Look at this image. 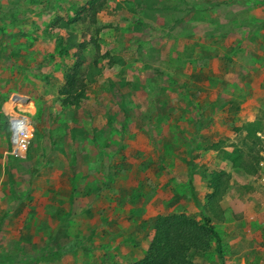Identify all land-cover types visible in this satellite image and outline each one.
I'll return each instance as SVG.
<instances>
[{
	"label": "crops",
	"instance_id": "0c3cea01",
	"mask_svg": "<svg viewBox=\"0 0 264 264\" xmlns=\"http://www.w3.org/2000/svg\"><path fill=\"white\" fill-rule=\"evenodd\" d=\"M185 1L189 3V13L167 29L160 22L156 26L157 32L153 31L155 29L143 16L134 19L126 17L125 20L134 23V29L135 26L140 27V31L136 30L139 33H130L127 41L131 42L130 45L139 46L133 52L128 51V47L116 57L110 53L115 63H109L100 78L97 77V81H92L87 87V93L92 96L90 100H86V104L95 105L93 108L97 106L94 101L97 97L98 101H108L109 105L111 102L112 106L117 107L119 103L112 100L115 93V98L130 107L123 129L116 135L124 140L119 144L122 146L119 151H124L126 155L130 154L128 152H132L131 155L137 153L139 158L134 157L121 165L116 162L117 155L113 159L110 156L104 162L105 168L98 169L108 172L105 178L108 183L104 187L95 188V199L83 208L78 206L81 204L80 200L76 203L71 197L69 202L67 200V206L62 197L56 200L45 197L41 206L36 207L35 202H32L27 213L22 214L19 205L12 210L0 207V254L8 252L11 242H15L12 239H15L17 242L23 240L30 244L26 251H31L33 258L38 257L37 254L47 244L55 252L66 248L65 254L55 260L30 264H100L93 261L94 255H100L99 251H103L100 256L101 264H128L142 258L144 251L140 252V247L133 248L126 240L127 235L120 236L124 229L116 230L114 223L132 217L142 224L144 220L159 215L180 213L199 219L201 214L196 208L198 206L203 208L205 216L211 220V225L219 235H232L230 240L237 242L231 243H238L239 238H243V243L250 247L245 250L253 253L242 255L235 251L233 255H228L227 264H264V208L259 206V210L250 209L253 201L250 192H255V189L246 187L250 182L248 178H244L243 159V152L246 153L245 139L254 140L259 137L264 140V15L256 17L260 13L257 12L261 9L260 1L252 0L250 3L247 0H236L233 2L235 4L232 3L233 7L246 5V10L256 9V13H252L247 21H241L238 15L228 17L222 14L228 7L226 0L214 2L215 6L197 15L196 12L200 9L197 0ZM131 4L134 5L133 2ZM223 26L229 29L225 31ZM163 31L166 32L165 35L161 34ZM121 34L122 28L114 23L104 26L99 37L107 39L109 49L115 50L114 45L120 41ZM165 37H170L175 43L173 48L158 44L157 48L153 47L154 52L150 50L154 41L160 38L166 40ZM217 39L221 43L211 46L219 42ZM164 50L170 54H167V61L163 63L172 66L169 69L164 68L158 61L162 60L160 53ZM152 59L157 63L152 65L149 62ZM179 59L185 63L184 67L175 65L179 63ZM156 72H162L169 78L164 81L171 85L162 87L151 95L146 88L153 85L151 80ZM124 89L126 92H123ZM159 107L165 108L162 113H159ZM10 112L9 115L15 113L12 110ZM134 122L141 124L139 131L130 132L127 124ZM169 123L175 124L179 129L174 142H170L171 145L165 144L161 138L166 137ZM184 123L193 125L189 137L180 133L185 131L180 130ZM93 124H97L98 131H84L88 129V125L94 126ZM104 127L106 126L102 118L92 122L87 119L83 120L81 130L76 129L73 132L76 139L74 144L78 149L75 159L81 155V164L101 161L105 156L103 154H107L108 151L95 150L96 147L104 146L99 142L100 137L107 138L105 130L99 131ZM112 134L113 131L108 136L111 138ZM51 137L52 135L47 136L50 150L53 148ZM114 137L116 138L115 135ZM87 139L98 140L89 144ZM110 140L115 141L114 138ZM183 141L186 142L185 152L179 150ZM111 145L114 144L108 143V146ZM163 145L171 150L165 149ZM89 147L93 148L92 154H98V158H83L88 153L84 149ZM237 151H241V159L234 165L229 156ZM114 153L110 152L112 155ZM166 154L172 155L169 162L165 159ZM99 155L102 157L99 158ZM262 164L261 161L260 165ZM118 171L125 172L122 180L127 183L116 189L114 179ZM132 171L139 173L138 183L143 185V195L134 205L129 204L132 201L130 195L138 183L129 181L131 173L126 178L128 172ZM113 172L114 179L109 181L108 175ZM218 172V179L225 182V191L217 198L212 195L211 177ZM151 187L154 190L149 194ZM100 199L101 202L98 201ZM254 200L257 204L255 197ZM116 201L125 204L121 211L114 212ZM104 203L113 205L103 206ZM99 214V224L91 220L87 222L88 219L94 220ZM108 214L113 218L108 221L106 219L105 223H109V226L104 227L102 217ZM39 217L42 219L41 226L35 223V218ZM8 218L12 221L24 219L27 225L16 226L15 231L12 230L6 236L1 224ZM52 222L55 223V228L45 231L47 227H53ZM137 231L138 228L134 226L130 233ZM247 235L249 239H246ZM86 239H89L88 243ZM41 243L42 246H39ZM11 256L14 261L7 264H22L21 260H25L15 259L13 253ZM30 257L31 255L28 258ZM210 262L216 264L212 260Z\"/></svg>",
	"mask_w": 264,
	"mask_h": 264
},
{
	"label": "rangeland",
	"instance_id": "374dc122",
	"mask_svg": "<svg viewBox=\"0 0 264 264\" xmlns=\"http://www.w3.org/2000/svg\"><path fill=\"white\" fill-rule=\"evenodd\" d=\"M89 1L0 0V207L12 210L19 205L18 208L22 214L27 213L28 206L32 202H35L36 207L41 206L45 197H51L55 200L62 197L66 206L67 200L69 202L71 197L75 199L76 203H79L80 200L81 204L79 203L78 206L83 208L88 202L91 204L95 199V195H93L95 188L104 187V184L108 183L105 180L108 172L98 169L100 167L105 168L106 165L104 162L108 161L110 156L113 159L117 155L116 162L121 163V165L130 159H134V157L136 159L139 158V154L137 153L131 155L132 152H128L130 154L126 155L124 151L120 152L119 150L122 146L119 144L124 140L116 135L123 129L124 122L127 118V111L130 110V107L128 108L127 104L115 98L116 93L112 100L118 102L121 106L118 105L115 107L112 106L111 102L109 105L107 103L108 101H98L99 98L97 97V100H94L97 106L93 108L95 105L86 104V100H90V96H92L87 93L88 85L92 81H97V77L100 78L101 73L103 74L105 72L106 66L111 63V60H114L113 56L121 55L124 49L128 47V51L133 52V50L135 51V47L139 46L137 44V46L130 45L131 42L127 41V39L130 37V33H139L140 27L135 26L136 28L134 29V23L125 19L129 16L132 19L135 17H144L142 8L145 6L143 4H137L135 0H98V2H103V4L95 14V19L93 20L92 17L94 15L89 13V10L85 11V13L81 12L82 8L86 7ZM222 1L224 0H197V6H200V9L196 12V15L199 12H205L207 9L215 6L216 3L214 2ZM235 1L226 0L228 7L224 9L225 11H219H222V14H226L228 17H236L238 15L241 21H247L252 13H256V9L246 10V5L233 7L232 3ZM247 1L252 2V0ZM259 1L262 10H257L260 13L256 17L264 15V0ZM132 2L134 7L131 4ZM150 2H154L151 9L154 11H146L145 13L149 17L145 16L144 18L151 23V26L155 29L153 31L155 32H157L156 26L160 22H163L167 29L189 13L187 11L189 3L185 0H150ZM129 8H133V10H128ZM215 11L219 12L218 10ZM79 14L80 16L77 21H74ZM114 23L122 28L120 41L114 45L115 50L114 48L109 49L107 39H101L99 37V33L104 26H107V24L113 25ZM222 29L227 31L229 28L223 26ZM161 34L165 35L166 32L163 31ZM165 39L160 38L158 41H154L150 45L152 46L150 50L153 51V47L157 48L156 46L158 44H165L173 48L175 43L172 42L171 38L165 37ZM222 39L223 37L220 40L222 41ZM220 40L217 39L219 42L211 46L220 44ZM160 54L162 60H157L164 68H171L172 66L163 65L167 61V54L169 53L164 50ZM149 62L152 65L157 63L154 59L149 60ZM150 63L148 65L152 68ZM158 74L157 72L154 73V77L151 80L153 85H149V87L154 90H160L162 87L166 88L171 85L168 81H164V79L167 80L169 78H166L162 72ZM69 75L73 77L72 83L68 85V88L76 87L77 92L74 93V88H72L69 93L62 94L65 86H67V78ZM155 86L158 88H155ZM80 87L81 94L77 98V94L80 93ZM123 92H126L125 89ZM26 101L28 102L25 103ZM8 108L10 109L7 110ZM16 108H19V110H16ZM164 109L163 107H159V113H162ZM11 110L16 114H22L27 117L33 128V135L29 138L27 150L20 156L11 154L12 144L10 142V128L8 124ZM181 114L183 113L181 112ZM92 116L95 117L93 118ZM101 118L106 127L99 131L105 130L107 138L100 137L99 142L104 146L102 148L96 147L95 150H105L109 154H103L105 155L104 157L99 155V158L102 157L101 161L98 160L94 161V163L81 164V155L75 159V154L78 149L74 144L76 141L75 136L72 134L76 129L81 130L83 120L89 119L92 122L95 120L98 121ZM58 120L61 121V124ZM89 125L88 129L84 131L88 133L98 131L97 124H93L94 126ZM127 125L129 126L128 130L133 132L139 131L141 124L134 122ZM166 129V137L161 136V138L164 139L165 144L169 145L171 141L174 142L176 131L179 129L176 128L175 124L171 123L168 124ZM180 130H185L183 132L180 131L181 135L189 137L190 130L193 131V125L184 123L180 126ZM111 131H113V134L110 138L108 135ZM51 135L52 150L48 148L49 142L47 141V136ZM68 136H70V139ZM153 136L155 135L153 134ZM112 138L115 141H111L110 139ZM153 139L156 140V137H153ZM97 140L87 139L89 144L95 143ZM131 141L128 140V142ZM261 142L262 144L260 145L262 147L260 151L256 150L253 153H249L244 158V178H248L250 182L246 184V187H253L255 189V192L252 190L250 192L251 199H253V201L251 200V210H259V206L264 208V140H261ZM108 143H113L114 145L108 146ZM245 143H250V140L245 139ZM163 146L165 149L171 150L167 145ZM185 146L186 142L183 141L179 150L185 152ZM132 149L134 150V148ZM84 150L88 152L83 157L86 160L93 157L98 158V154H92L93 148L89 147ZM110 152L115 153L112 155ZM194 152H197L196 148ZM254 156L262 159L263 164L258 165ZM166 158L169 162L172 155L166 154ZM74 168L75 170H73ZM114 173L108 175L109 181L114 179L112 176ZM124 173L123 171L116 172L114 179L116 189L119 185L127 183L122 180ZM129 174L131 176L129 180L131 183L139 182L138 172H128L126 178ZM142 187L143 185L138 183L137 187L131 191L130 199L132 201L129 203L130 205H134L140 199L139 197L143 195ZM259 189L260 192H258ZM153 190V187L149 188L148 193L152 194ZM254 197L257 200V204H255ZM101 200L98 201L101 202ZM102 205L111 206L113 204L104 203ZM124 206L125 204L116 201L114 204V212L121 211V208ZM196 208L200 214H204L203 208H198V206ZM100 215L95 216L94 220L88 219L87 222L91 220L99 224V218L101 219ZM102 218V226L106 227L109 226V223L107 225L105 220L107 219L108 221L109 218L113 217L108 214ZM5 219L2 221L1 226L3 225L6 236L12 230L15 231L16 226L23 227L27 225L24 219H14L13 221L9 218L7 221ZM152 219L144 220L140 224L137 219L129 217L126 220L120 219L114 225L116 230L124 229L120 233V236L127 235L126 240L131 246L137 249L140 247L139 251H144L145 255L153 238V230L151 229ZM200 219L201 216L198 220ZM35 220V223L41 226L40 221L42 219L39 217L35 218ZM52 223L53 227H47L45 231L55 228V223ZM134 226L138 228V231L131 234L130 232ZM216 233L218 234L221 245L220 252H216V244L213 241L210 251L206 255H197L194 260L195 262L199 264H211L210 261L212 260L216 264H227L228 255H233L235 251L242 255H245V253L253 254L245 250L249 245L243 243V238H239L240 242L238 243H231L237 242V240H230L232 235L222 233V235H219L218 232ZM223 236L224 239L222 238ZM41 238H43V235H41ZM129 238L131 239L129 240ZM247 238L248 235L246 236ZM12 241L15 242H11L8 251L14 254L15 259H25L30 255L31 257L28 259L32 258V252L26 251V249H29L30 244L23 242V240L17 242L15 239H12ZM88 241L89 239H86L87 243ZM7 244L9 245V241ZM42 244L39 246H42ZM51 251L53 250L50 249L49 244L43 249V252L49 253ZM65 251L66 248L60 249L59 252L62 254L61 252L64 253ZM21 252L24 253L23 256H21ZM102 252L99 251L100 255H94V262L102 263L100 260Z\"/></svg>",
	"mask_w": 264,
	"mask_h": 264
},
{
	"label": "trees",
	"instance_id": "16d2710c",
	"mask_svg": "<svg viewBox=\"0 0 264 264\" xmlns=\"http://www.w3.org/2000/svg\"><path fill=\"white\" fill-rule=\"evenodd\" d=\"M137 4H143L146 8L143 10L144 17L148 16L145 12L152 9V2L150 0H135ZM103 2H98V0H90L87 2L86 7H83L81 12L89 10V13L94 15L92 19H95V14L99 11ZM80 14L77 15L74 21H77ZM149 17V16H148ZM187 55V54H186ZM152 58V57H151ZM120 61V60H119ZM192 62V61H190ZM111 63H115V59L111 60ZM176 66L184 67L185 63L183 60L179 59V63L175 64ZM191 65V64H190ZM71 75L67 78V86H65L62 94L69 93L72 88L73 92H77L76 87L68 88V85L72 83ZM148 94L154 95V92L157 89H152L151 87H147ZM163 90V89H162ZM72 93V91H71ZM81 94V87L80 93L77 94V98L80 97ZM250 143H245L246 153L243 152V159L247 154L253 153L256 150H261L262 142L257 137L256 139H248ZM259 145V147H258ZM241 151H237V153L232 154L229 156L233 161L234 165L238 164L241 159ZM256 159L258 165L260 164V158ZM220 173H215L211 177V183L213 188V196L219 197L225 191V186L223 184L224 181H220L218 176ZM220 184V185H219ZM152 230H153V238L150 242L149 247L147 248L145 255L143 258L137 259L135 261H131L128 264H199L195 262V258L197 255H206L212 246V242L216 244V252H220L221 245L218 238V234L214 230V227L211 225V221L205 214H201V219L198 220L196 217L188 216L185 213L180 214H172V215H159L152 219L151 221ZM41 253L39 252L38 257L25 260H21L22 264H30V263H38L48 262L50 260H55L58 257H61L63 254H60L59 251L52 253L53 251L49 252L51 254H46L41 249ZM12 252H6L0 254V264H7L9 262H13L12 260ZM24 253L21 252V256ZM35 257V256H34ZM201 264V263H200Z\"/></svg>",
	"mask_w": 264,
	"mask_h": 264
},
{
	"label": "built area",
	"instance_id": "2783aa9c",
	"mask_svg": "<svg viewBox=\"0 0 264 264\" xmlns=\"http://www.w3.org/2000/svg\"><path fill=\"white\" fill-rule=\"evenodd\" d=\"M10 142L12 144L11 154L14 156L22 155L28 147L29 138L33 135V128L27 117L22 114L10 115Z\"/></svg>",
	"mask_w": 264,
	"mask_h": 264
}]
</instances>
